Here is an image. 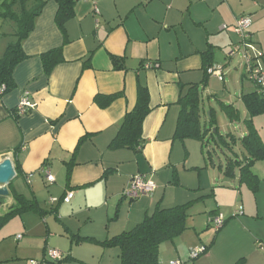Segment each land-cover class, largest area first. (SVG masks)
<instances>
[{
  "label": "crops",
  "instance_id": "obj_1",
  "mask_svg": "<svg viewBox=\"0 0 264 264\" xmlns=\"http://www.w3.org/2000/svg\"><path fill=\"white\" fill-rule=\"evenodd\" d=\"M42 1L46 4L35 28L22 43L27 58L14 70L16 87L0 96V163L10 158L16 171L8 186L10 194L0 198V205L10 210L16 207L18 196L39 208L43 205L60 222L52 217L46 224L49 229L57 226L60 240L54 244L66 253L64 263L78 262V250L86 255L80 261L83 264H121L119 248L103 243L132 231L157 209L190 204V215L215 200L219 209L230 210L223 202L229 195L231 204L236 203L235 212L225 216L207 206V218L198 226L209 231L210 221L222 215L223 227L202 236L195 227V233H183L162 244L160 264L175 260L249 264L254 256L258 264H264V250L259 247L264 243V228L257 223L260 216L243 189L236 193L227 181L250 187L242 181L241 171L227 176V164L217 165L212 153L206 155L212 152L211 143L203 150L201 142L176 136L181 96L195 86L199 92L205 88L207 96L214 95L210 84L216 78L207 75V68L229 63L225 77L233 60L243 59L232 54L239 42L232 30L239 16L252 17L255 51L264 52V0H79L64 32L56 23L57 2ZM224 25L229 30H222ZM57 49H62L64 61L46 75L41 57ZM113 58L119 60L118 68ZM147 62L157 67L147 69ZM140 86L147 87L151 108L143 124V147L138 151L112 149L126 113L136 107ZM247 94L239 100L243 105L242 97ZM25 97L32 108L18 116L17 107ZM244 108V127L237 135L229 133L238 140L234 152L241 161L246 154L240 139L248 135V121L264 144V115L251 118ZM202 110V120L207 123L206 114L210 117L211 112ZM226 157L228 161L235 158ZM46 170L54 176L53 184L47 183ZM217 170L222 172L220 176ZM139 174L151 176L157 190L130 201L123 191ZM254 175L261 176L264 183V172ZM68 192L74 198L64 204ZM240 197L247 201L242 208ZM51 199L60 202L51 205ZM47 243L48 238L43 252ZM69 245L73 246L71 252ZM200 246L208 247L207 254L191 262V250ZM230 246L238 250L228 255L225 251Z\"/></svg>",
  "mask_w": 264,
  "mask_h": 264
},
{
  "label": "trees",
  "instance_id": "obj_2",
  "mask_svg": "<svg viewBox=\"0 0 264 264\" xmlns=\"http://www.w3.org/2000/svg\"><path fill=\"white\" fill-rule=\"evenodd\" d=\"M55 1L59 6L56 23L59 29L64 32L66 24L75 16V6L79 0ZM45 4L46 2L42 0H0V22L9 21L14 23L17 31V42L8 49L4 59L0 62V96L10 93L16 87L13 79L14 70L27 58L23 52L22 43L33 32L36 19ZM41 58L46 75H50L55 66L64 61L62 49L51 51ZM113 62L117 67L119 60L113 58ZM211 67L213 66L208 67L206 72ZM198 88L197 86L191 87L179 100L182 109L177 124L176 136L181 140L190 139L201 142L203 150H206L211 142L215 143L219 149L230 150L235 158L228 161L225 169L226 175L234 177L236 170L241 171L242 181L248 183L252 190L256 192L258 179L252 169L257 162L264 160V144L258 131L253 127L251 121L247 122L248 135L240 139L246 154L241 161L234 152L238 140L232 134L226 136L220 134L215 112L211 110L210 117L206 114L207 123L202 120L203 110ZM242 101L251 118L264 115V92L258 90V88L255 92L244 95ZM222 110L231 122L240 121V112L235 106L223 105ZM150 112L148 89L140 86L136 107L126 113L110 148H126L134 151L141 149L144 144L143 124ZM210 154V151L206 152L207 156H210ZM16 202V207L10 209L5 216L0 218V226L9 218L18 214L35 211L36 209L41 211L37 205L25 201L20 196L17 197ZM190 206V204H186L171 209H157L132 231L123 233L103 244L119 248L121 264H160L161 245L175 240L188 229ZM41 212L43 213V211ZM84 240L93 241V239ZM64 259L65 257L60 261L52 262V264H63ZM237 264H242V261Z\"/></svg>",
  "mask_w": 264,
  "mask_h": 264
},
{
  "label": "rangeland",
  "instance_id": "obj_3",
  "mask_svg": "<svg viewBox=\"0 0 264 264\" xmlns=\"http://www.w3.org/2000/svg\"><path fill=\"white\" fill-rule=\"evenodd\" d=\"M16 33L17 31L14 23L9 21L3 23L0 22V62L4 59L8 49L17 42ZM258 55L260 58L259 60H261V62H264L263 61L264 52L259 51L258 54V51L256 49V51L252 53V57L254 56L257 57ZM236 59L233 60L235 62L234 64L235 67L233 66L231 70H228L229 72L227 71L225 72L224 83L220 82L217 79L212 80L210 87L216 92L214 95L207 96L205 94V90H204L205 88L203 87L200 88V97L201 100L203 101L202 107L209 112L210 110L213 109L217 120V127L219 128L220 134L223 136H226L229 133H233L237 135L238 133L241 132L242 128L245 125L244 121L246 119L245 116L246 110L244 108V105L241 104L239 100L242 94L254 92L257 89V86L251 80H249V78L246 75L244 60L241 57H237ZM238 60L239 63H237ZM228 66H230L229 63H227V65L226 64L222 65L221 67L225 71V68H228ZM229 73H233V74L229 75ZM232 76H234L235 79L232 80L231 79ZM221 102H223L224 105L226 106L234 105L235 107H237L241 112V120L239 122H231L227 118L226 114L223 112L222 110L223 104H221ZM209 146H210V150L212 151L211 152L212 158L214 159L216 164L217 165L222 164L223 166H225L228 161L226 155L229 157L232 156L230 154V150L225 149L223 152L222 150L218 149L215 143L213 142H211ZM212 149H215V152H213L214 150ZM235 149L236 147H234V150ZM217 171H218V175L222 174L221 171L219 170ZM261 172L262 173L264 172V160L258 162L257 169H255L254 173L258 175ZM258 179H259V183L257 184L258 187L257 192H253V190L247 185L246 186L249 189L246 188V186L240 187L239 182L236 180L227 179V181L232 183V186L235 189L233 190L234 192L238 193L240 189H243L244 194L248 195V199H249L248 202H250V204L254 206L256 214L260 216V218L257 220L258 221L257 223L263 226L264 228V183L261 176H259ZM219 190L220 189L218 188L216 191ZM228 197L229 195H227L225 201L223 202H225L224 203L225 206L232 207V209L230 210H225L226 208L219 209L217 205L220 206V204H216L214 202L215 200H212L211 202H207L205 205L203 204L199 206L196 211L194 210L191 211L190 213L191 218L187 222L188 230H186L184 233H189V232L195 233V229H194L195 227L198 228L197 229L198 233L199 234L201 233V236L206 235L208 234V232L212 231V229H210L209 231L204 232V229L200 230L199 229L200 227H198L201 226L203 220L207 218L208 211L205 208H207L208 206V208H211L212 210L222 211V213L225 212L226 214L225 216H227L228 213H233L236 210L235 209L236 203L232 205ZM244 201L247 202L244 197H240V204H239L240 208L243 207ZM48 206H50L49 203ZM40 210H44L45 212L42 213L38 209H36L35 212H24L23 214H18L16 216L9 218L6 222H4L0 226V264H30V261L32 260L40 262L43 259L47 258V252L50 250L59 251L63 255V257L66 256V253L62 252V249H60L54 244V241L57 242L58 240H60V235L59 233H57L58 230L56 229L57 226L52 225L53 228L49 229L46 224V221L49 218L54 217V215H51L49 214V212H46L47 209L43 205H41ZM8 212H9L8 209H5L4 206L0 205V218L5 216ZM232 217L233 215L231 217H227V219ZM241 217L234 219H240ZM54 219L57 224L60 223L59 221H57L55 217ZM24 226L25 229H27L25 231L23 229ZM19 234H22L24 240L17 243L15 237H17ZM196 237L198 236L196 235ZM47 238H48V243L46 249L43 252V249L45 247V240ZM262 243L263 242H261L260 245L263 246L264 243L263 244ZM71 244L76 245V243L74 242ZM70 245L68 248V252H71L73 250V246ZM237 246L227 247V251H225L226 254L230 255L231 253L237 251L238 250ZM258 251L262 253V251H260L259 249ZM82 253L85 255L84 250ZM85 257H83L81 254H78V250H77L76 258L78 259V262L77 261L73 262V264H83L80 261L84 260ZM65 263L68 264V262ZM249 264H258V260L256 256H254L253 258L251 257Z\"/></svg>",
  "mask_w": 264,
  "mask_h": 264
},
{
  "label": "built area",
  "instance_id": "obj_4",
  "mask_svg": "<svg viewBox=\"0 0 264 264\" xmlns=\"http://www.w3.org/2000/svg\"><path fill=\"white\" fill-rule=\"evenodd\" d=\"M95 14H99V10L95 9ZM253 25V19L250 15H241L236 19V22L232 28L234 34L237 36L239 42L234 46V51L232 54H240L244 60V67L246 75L258 88V90L264 92V65L261 60H259V55L252 57V53L255 52V47L252 41V36L250 34V29ZM222 30H229V27L224 25ZM157 67L156 63L147 62L145 68L155 69ZM207 74L210 77H215L220 82H224V69L221 66H213L208 69ZM4 89V88H3ZM32 105L28 99L25 97L17 107V115H25ZM47 183L53 184L55 182L54 176L49 172L45 171ZM157 190V184L153 178L146 174H139L134 177L129 182V185L123 191V197L129 199L130 201H135L144 195H152ZM74 198L73 192H68L66 196L62 199V203L70 204ZM60 202L58 199H51L50 204L54 205ZM224 217L219 215L210 221L212 230L214 232L219 231L224 225ZM23 239L22 235L16 237L17 241ZM262 250L264 247L259 246ZM208 247L200 246L199 248L193 249L190 252V260L194 261L201 256L207 254ZM63 255L59 251L50 250L47 252V258L38 262L35 260L30 261V264H50L51 262L60 261ZM170 264H184L181 260L172 261Z\"/></svg>",
  "mask_w": 264,
  "mask_h": 264
},
{
  "label": "water",
  "instance_id": "obj_5",
  "mask_svg": "<svg viewBox=\"0 0 264 264\" xmlns=\"http://www.w3.org/2000/svg\"><path fill=\"white\" fill-rule=\"evenodd\" d=\"M16 177V171L10 158L4 159L0 163V198L8 197V186Z\"/></svg>",
  "mask_w": 264,
  "mask_h": 264
}]
</instances>
